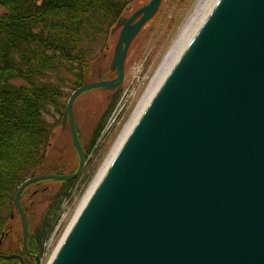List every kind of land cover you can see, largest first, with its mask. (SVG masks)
<instances>
[{"label": "water", "instance_id": "95a60500", "mask_svg": "<svg viewBox=\"0 0 264 264\" xmlns=\"http://www.w3.org/2000/svg\"><path fill=\"white\" fill-rule=\"evenodd\" d=\"M161 2L124 22L113 63L119 78L85 85L69 100L78 171L36 176L18 189L26 250L23 192L82 175L74 103L86 91L121 86L128 47ZM12 259L26 264L0 256ZM49 264H264V0L218 1Z\"/></svg>", "mask_w": 264, "mask_h": 264}, {"label": "trees", "instance_id": "16d2710c", "mask_svg": "<svg viewBox=\"0 0 264 264\" xmlns=\"http://www.w3.org/2000/svg\"><path fill=\"white\" fill-rule=\"evenodd\" d=\"M134 1L0 0L4 10L0 16V240L10 233L18 189L36 177L47 159L54 127L46 114L65 112L67 96L89 84L100 40ZM122 92H115L87 157L103 138ZM78 180L62 182L50 200L31 237L35 255L44 253ZM14 254L24 259L22 253ZM0 264L21 263L12 259L0 260Z\"/></svg>", "mask_w": 264, "mask_h": 264}, {"label": "rangeland", "instance_id": "374dc122", "mask_svg": "<svg viewBox=\"0 0 264 264\" xmlns=\"http://www.w3.org/2000/svg\"><path fill=\"white\" fill-rule=\"evenodd\" d=\"M151 2L152 0H135L110 34L100 40L92 63L93 69L88 78L89 84L104 81L113 82L119 78V70L113 67V63L124 22L150 5ZM210 2L211 0H162L157 13L136 35L128 47L124 60L125 78L121 86L117 89L89 90L76 99L74 103V127L86 153L95 130L106 117L115 92L119 89L123 91L114 112L108 118L107 133L104 132L95 152L87 157L86 167L75 185L73 197L64 203L60 221L51 239L45 245L44 253L41 257L35 255L31 237L47 210L50 200L62 188L60 181L35 183L29 186L21 196V206L29 224L28 256L23 254L25 253L23 224L15 207L10 222V233L0 240V242L2 241L0 256H10V253L18 255L14 252H19L24 255L26 264H37L36 257L41 258V264L51 262L73 223L82 201L131 121L165 57L178 40L185 26L196 15L197 10L201 7L199 18H202L204 13L202 5L210 4ZM3 13L4 10L0 8V16ZM72 94L67 96V108ZM122 109L123 111L116 121L117 113L115 114V112ZM61 112L58 113L53 110L50 114H46L47 121L53 125L54 129L47 159L37 170L36 176L71 175L76 173L80 167V156L73 141L69 115L67 110Z\"/></svg>", "mask_w": 264, "mask_h": 264}, {"label": "bare ground", "instance_id": "6f19581e", "mask_svg": "<svg viewBox=\"0 0 264 264\" xmlns=\"http://www.w3.org/2000/svg\"><path fill=\"white\" fill-rule=\"evenodd\" d=\"M219 0H211L210 4L202 5V18H199L201 13V7L197 10V13L193 18L190 20V22L185 26L183 32L179 36L178 40L174 43V46L170 49L169 53L165 57L162 65L160 66L155 78L153 79L151 85L149 86L144 98L142 99L141 103L139 104L137 110L135 111L131 121L123 131L121 137L119 138L118 142L116 143L115 147L113 148V151L111 152L109 158L105 162L103 168L100 170L99 174L97 175L96 179L94 180L93 184L91 185L87 195L85 196L84 200L82 201L78 213L75 216V219L69 229L74 225L77 218L79 217L80 213L84 209L85 205L88 203L89 199L93 195L94 191L96 190L97 186L101 182L102 178L104 177L105 173L107 172L109 166L111 165L112 161L118 154L119 150L125 143L126 139L132 132L133 128L137 124L138 120L150 104L151 100L155 96V94L158 92L159 88L173 69L176 62L179 60V58L182 56L186 48L189 46L190 42L193 40L195 35L200 30L201 26L205 22V20L208 18L209 14L212 12L216 4ZM208 5V6H207ZM61 245V244H60ZM59 245V246H60ZM59 248V247H58ZM58 250V249H57ZM56 254V253H55ZM54 254V255H55ZM54 257V256H53ZM53 259V258H52ZM51 259V261H52Z\"/></svg>", "mask_w": 264, "mask_h": 264}]
</instances>
